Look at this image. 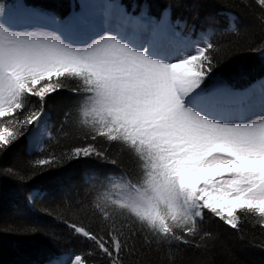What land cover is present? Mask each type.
<instances>
[{
    "label": "snow or ice",
    "instance_id": "6c2138e0",
    "mask_svg": "<svg viewBox=\"0 0 264 264\" xmlns=\"http://www.w3.org/2000/svg\"><path fill=\"white\" fill-rule=\"evenodd\" d=\"M254 2L264 25V0ZM185 28L170 8L137 15L111 0H84L67 20L33 10L21 21L0 0V154L28 136L58 143L47 100L66 90L78 97V115L66 131L65 113L57 131L77 132L78 143L33 168L127 161L92 177L84 217H59L87 246L50 264H95L97 256L140 264L153 245L206 248L208 217L242 233V217L252 216L264 229V81L244 93L229 87L215 73L214 31L193 41ZM4 174L26 182L40 172Z\"/></svg>",
    "mask_w": 264,
    "mask_h": 264
},
{
    "label": "trees",
    "instance_id": "16d2710c",
    "mask_svg": "<svg viewBox=\"0 0 264 264\" xmlns=\"http://www.w3.org/2000/svg\"><path fill=\"white\" fill-rule=\"evenodd\" d=\"M25 1L60 18L69 9V0ZM119 3L127 11L144 3L147 13L157 17L169 7L173 20L186 21L187 28L193 25L194 30L214 31L211 39L221 46L220 51L214 53L219 60L215 73L232 89L245 88L264 78V55L259 51L264 47V25L257 19L261 10L254 0H119ZM224 12L235 15L233 28L229 27ZM209 17L215 19L214 25L208 23ZM254 48L258 50L253 51ZM77 104L78 97L66 90L54 93L47 100L53 136L58 138V143L48 140L41 152L27 154L24 138L0 154V264L46 263L61 254L85 250L87 242L73 237L59 217H84L82 203L95 195L92 177L102 172L120 171L127 164L125 160L116 168L95 159H81L47 171L33 168L36 159L49 152L60 155L78 143L77 132L60 137L57 131L65 113L70 114L65 128L69 130L78 115ZM9 168L25 177L33 171L40 174L21 182L4 174ZM32 188L43 190L45 194L30 208L25 196ZM254 219L242 217L243 232L240 233L208 217L205 226L214 239L206 248L173 245L158 249L153 245L150 252L145 248L139 254L140 264H170L171 261L175 264H264V248L261 247L264 229L254 223ZM33 227L35 232L25 231ZM95 264H102L99 256ZM125 264H137V258L126 259Z\"/></svg>",
    "mask_w": 264,
    "mask_h": 264
},
{
    "label": "bare ground",
    "instance_id": "6f19581e",
    "mask_svg": "<svg viewBox=\"0 0 264 264\" xmlns=\"http://www.w3.org/2000/svg\"><path fill=\"white\" fill-rule=\"evenodd\" d=\"M77 1H78L79 4H80V9H79V10H81V6H82L84 0H77ZM89 2H91V3H98V2H100V0H89ZM21 9H23V10H21ZM16 10H19L18 14H15V15H16V18H17V19H20L21 21H23V20H25V19L28 17L29 13H30L31 11H33L34 9H31V8H29V7H26V6H24L22 3H20ZM75 13H76V12H75ZM246 91H248V90L237 91V92L244 93V92H246ZM27 140H28V142H29V146H30V145H34V146L39 145V140H38V138L34 139L32 136H28V137H27ZM30 147H31V146H30Z\"/></svg>",
    "mask_w": 264,
    "mask_h": 264
},
{
    "label": "rangeland",
    "instance_id": "374dc122",
    "mask_svg": "<svg viewBox=\"0 0 264 264\" xmlns=\"http://www.w3.org/2000/svg\"><path fill=\"white\" fill-rule=\"evenodd\" d=\"M75 3H76V5L72 7L71 13H70V15H69V17H68L67 19H70V18L75 14V12L77 13V12L80 11V10H79V9H80L79 4H78L76 1H75ZM115 3H117V2H115ZM17 6H18V4L15 5V6L11 9V13H12V15H13L15 18H16L15 14H18V12H19V10H16ZM78 7H79V9H78ZM8 8H9V6H8ZM15 10H16V11H15ZM21 10H23V9H21ZM76 10H77V11H76ZM14 12H15V13H14ZM67 19H65V20H67ZM197 38H198V37H197ZM197 38H191V39L194 41V40H196ZM262 81H264V79H263ZM260 82H261V81H260ZM260 82H258L257 84L253 85L252 88H258ZM252 88H249V90L252 89ZM48 125L50 126L49 122H48ZM45 139H47V138H45ZM30 146H31V147H30ZM30 146L28 147V148H29V151H34V150L40 148L41 143H39V145H37V146H34V145H30ZM31 194L35 195L36 192H32ZM28 200H29V199H28ZM32 201H33V200H31V201L29 200L30 203H31Z\"/></svg>",
    "mask_w": 264,
    "mask_h": 264
}]
</instances>
